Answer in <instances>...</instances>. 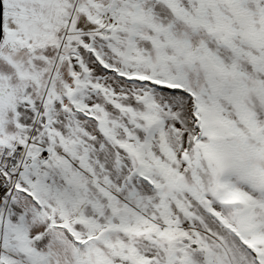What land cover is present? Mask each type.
<instances>
[{
  "label": "snow or ice",
  "instance_id": "6c2138e0",
  "mask_svg": "<svg viewBox=\"0 0 264 264\" xmlns=\"http://www.w3.org/2000/svg\"><path fill=\"white\" fill-rule=\"evenodd\" d=\"M0 264H264V0H0Z\"/></svg>",
  "mask_w": 264,
  "mask_h": 264
}]
</instances>
